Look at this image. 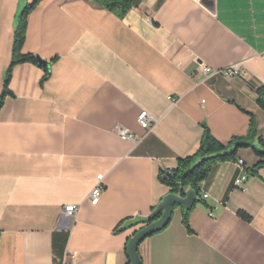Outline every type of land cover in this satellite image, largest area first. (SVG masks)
Wrapping results in <instances>:
<instances>
[{"label":"crops","instance_id":"1","mask_svg":"<svg viewBox=\"0 0 264 264\" xmlns=\"http://www.w3.org/2000/svg\"><path fill=\"white\" fill-rule=\"evenodd\" d=\"M32 1L0 0V97L17 18ZM130 1L121 14L95 0H41L29 14L22 53L40 64L13 67L0 109V264H65L70 253L73 264H129L128 240L146 223L126 222L170 192L160 171L197 152L204 126L228 145L254 123L250 143L261 148L264 0ZM234 65L243 76L203 72ZM143 110L157 120L148 134ZM254 147L240 149L243 166H213L188 224L175 206L141 244L142 264H264Z\"/></svg>","mask_w":264,"mask_h":264},{"label":"trees","instance_id":"2","mask_svg":"<svg viewBox=\"0 0 264 264\" xmlns=\"http://www.w3.org/2000/svg\"><path fill=\"white\" fill-rule=\"evenodd\" d=\"M41 0H34L24 8L19 14L15 28V40L13 46V58L11 67L7 73L5 80V87L0 97V109L3 107L6 96L10 93L9 84L11 80V72L13 67L22 62H33L40 64L38 59L32 54H23L22 48L26 40L28 17L32 9ZM99 4L112 9L120 10L121 14H125L131 7L130 0H95ZM45 66L44 64H41ZM48 75V74H47ZM259 106L264 110V84L258 88ZM205 127V131L197 152L193 155L180 158L177 167L174 169H163L160 171L159 178L170 188V192L175 194L185 195L189 188H193L200 193V184L208 177L213 166L218 162L225 161H239V151L241 148L254 147L250 142L255 139L256 132L254 131V123L250 129L247 137L234 138L230 144L225 145L217 140ZM261 148L254 147V152L258 156L259 161L254 165L251 170L255 172L258 168L264 166V139L258 138ZM235 143V147L231 148V144ZM177 206V205H176ZM155 206L152 211L155 210ZM191 210L184 211V221L188 224V216ZM131 220V219H130ZM129 221V220H128ZM127 221V222H128ZM126 222V225H127ZM134 225V224H133ZM140 253V248H139ZM141 256V253H140ZM142 259V257H141ZM130 264V262H129Z\"/></svg>","mask_w":264,"mask_h":264},{"label":"water","instance_id":"3","mask_svg":"<svg viewBox=\"0 0 264 264\" xmlns=\"http://www.w3.org/2000/svg\"><path fill=\"white\" fill-rule=\"evenodd\" d=\"M40 62L46 64L43 60H40ZM198 200L199 195L193 188H189L185 195L169 192L149 215L135 216L129 220L127 225L146 223L128 240L127 253L130 264H142V259L139 253L141 244L146 238L162 230L170 223L176 205L180 206L184 211H189Z\"/></svg>","mask_w":264,"mask_h":264},{"label":"built area","instance_id":"4","mask_svg":"<svg viewBox=\"0 0 264 264\" xmlns=\"http://www.w3.org/2000/svg\"><path fill=\"white\" fill-rule=\"evenodd\" d=\"M203 72L204 74L225 73L231 76L232 75H236V76L244 75L239 65L229 66L227 68H222V69H214V68L205 66L203 67ZM138 122L146 130L147 134L151 132L157 124V120L152 115H150L146 110H143L140 112L138 116ZM117 133L123 138H133V134L130 133L127 128H123L119 126L117 127ZM238 163L240 166H243L242 160H239ZM102 177H103L102 174H99L97 176L98 181L92 189L91 200L93 204H96L99 201L100 195L104 189V186L102 183ZM246 179H247V175L245 174L241 175L240 177L236 178L235 185L238 186V185L243 184L246 181ZM77 210L78 208L76 207V205L71 204L65 207L64 213L68 216H73L77 212ZM67 256L69 257L65 259V264H73V260L75 259V254L70 253Z\"/></svg>","mask_w":264,"mask_h":264}]
</instances>
